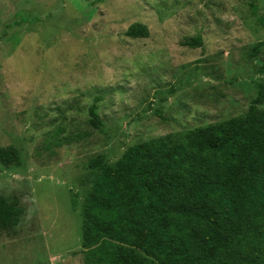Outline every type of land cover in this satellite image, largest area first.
Returning <instances> with one entry per match:
<instances>
[{
    "label": "rangeland",
    "instance_id": "374dc122",
    "mask_svg": "<svg viewBox=\"0 0 264 264\" xmlns=\"http://www.w3.org/2000/svg\"><path fill=\"white\" fill-rule=\"evenodd\" d=\"M256 16L250 0H0V147L22 157L0 165V195L25 211L0 264H84L92 159L243 116L264 86ZM134 24L147 35L128 37ZM95 99L106 135L88 124Z\"/></svg>",
    "mask_w": 264,
    "mask_h": 264
},
{
    "label": "trees",
    "instance_id": "16d2710c",
    "mask_svg": "<svg viewBox=\"0 0 264 264\" xmlns=\"http://www.w3.org/2000/svg\"><path fill=\"white\" fill-rule=\"evenodd\" d=\"M256 19L264 27V18ZM126 35L147 34L134 24ZM184 45L201 47V37ZM97 100L88 124L106 135ZM263 105L264 86L257 83L243 116L181 139L135 144L113 165L101 156L92 159L80 212L84 264H264ZM0 165L21 167V154L0 147ZM24 213L16 197L0 195V232L13 234Z\"/></svg>",
    "mask_w": 264,
    "mask_h": 264
}]
</instances>
